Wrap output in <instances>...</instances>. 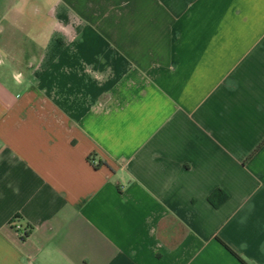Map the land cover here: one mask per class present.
Segmentation results:
<instances>
[{
  "label": "crops",
  "instance_id": "0c3cea01",
  "mask_svg": "<svg viewBox=\"0 0 264 264\" xmlns=\"http://www.w3.org/2000/svg\"><path fill=\"white\" fill-rule=\"evenodd\" d=\"M0 264H264V0H0Z\"/></svg>",
  "mask_w": 264,
  "mask_h": 264
},
{
  "label": "trees",
  "instance_id": "16d2710c",
  "mask_svg": "<svg viewBox=\"0 0 264 264\" xmlns=\"http://www.w3.org/2000/svg\"><path fill=\"white\" fill-rule=\"evenodd\" d=\"M91 159H92V157L90 158V160ZM228 198H229L228 194L224 190L217 189L209 196V202L215 208H219L220 206H222V204H224L228 200ZM16 218L20 220L19 217H16ZM24 228H25V230H24L25 237H27V236H29V231H31V227L30 226H26Z\"/></svg>",
  "mask_w": 264,
  "mask_h": 264
},
{
  "label": "built area",
  "instance_id": "2783aa9c",
  "mask_svg": "<svg viewBox=\"0 0 264 264\" xmlns=\"http://www.w3.org/2000/svg\"><path fill=\"white\" fill-rule=\"evenodd\" d=\"M20 222H21V221H19V219L15 218V219L13 220L12 224H13V227H14L15 231H16L18 234H20V236H21V238H22V237H25V232H24L25 228H24V226L22 225V223H20Z\"/></svg>",
  "mask_w": 264,
  "mask_h": 264
}]
</instances>
